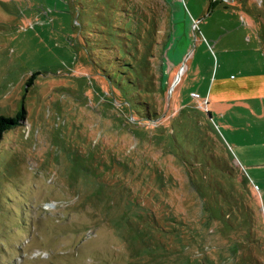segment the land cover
<instances>
[{"label": "rangeland", "instance_id": "obj_1", "mask_svg": "<svg viewBox=\"0 0 264 264\" xmlns=\"http://www.w3.org/2000/svg\"><path fill=\"white\" fill-rule=\"evenodd\" d=\"M263 69L264 0H0V264H264Z\"/></svg>", "mask_w": 264, "mask_h": 264}, {"label": "crops", "instance_id": "obj_2", "mask_svg": "<svg viewBox=\"0 0 264 264\" xmlns=\"http://www.w3.org/2000/svg\"><path fill=\"white\" fill-rule=\"evenodd\" d=\"M231 74H221L203 79L206 81L202 85L201 93L212 114L214 111L220 112L227 103L235 101L264 99V69L260 71L241 72L239 76ZM199 94V93H198Z\"/></svg>", "mask_w": 264, "mask_h": 264}, {"label": "trees", "instance_id": "obj_3", "mask_svg": "<svg viewBox=\"0 0 264 264\" xmlns=\"http://www.w3.org/2000/svg\"><path fill=\"white\" fill-rule=\"evenodd\" d=\"M131 58L134 59V56H131ZM127 72H129V74H136V69L129 70V69H124ZM129 70V71H128ZM36 74L32 75V78L35 76ZM123 80V79H122ZM208 115H210V112L207 111ZM25 118V109L22 107L16 114L11 115V116H6V115H0V138L2 136V134L8 130L11 127L17 126L18 124H20L21 122H23ZM142 128V127H141Z\"/></svg>", "mask_w": 264, "mask_h": 264}]
</instances>
